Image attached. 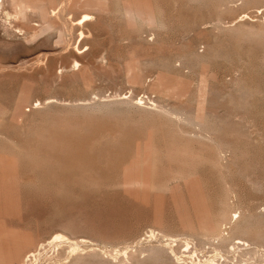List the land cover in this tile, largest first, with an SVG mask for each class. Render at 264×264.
<instances>
[{
    "label": "rangeland",
    "instance_id": "374dc122",
    "mask_svg": "<svg viewBox=\"0 0 264 264\" xmlns=\"http://www.w3.org/2000/svg\"><path fill=\"white\" fill-rule=\"evenodd\" d=\"M26 1L53 9L0 11V264H205L204 222L264 264V0Z\"/></svg>",
    "mask_w": 264,
    "mask_h": 264
},
{
    "label": "bare ground",
    "instance_id": "6f19581e",
    "mask_svg": "<svg viewBox=\"0 0 264 264\" xmlns=\"http://www.w3.org/2000/svg\"><path fill=\"white\" fill-rule=\"evenodd\" d=\"M10 4H11V7L13 8V10L15 12V15H17V17H21V18H24V19L27 18V15H28L29 12H40V13L43 14V12L45 10H47L48 15H50V14H52L50 12L53 9L52 7L51 8H45V6L39 1L38 2H36V1L35 2H30V1H26V0H10ZM63 10H64V8H63ZM0 11L1 12L5 11L3 0H0ZM138 12L136 13L135 10H132V9H128L127 10L128 16H134L135 14L138 15ZM86 16H88V14L84 15V19H82L81 22H83L86 19L85 18ZM244 17H247V16H244ZM145 19L150 24L153 21L152 17L149 14L145 15ZM52 27H53L52 24L50 22H47V21H44V23L42 25L43 30H46V31L51 29ZM83 105H85V104H83ZM215 167H217V166H215ZM225 211H224V213H225ZM226 213H229V212H226ZM236 214H237V212H236ZM229 221H233V222L235 221L236 223L241 221L240 220V215H237L234 218L232 214H230V215L229 214H225L222 217V219H221V222H224V223L225 222L228 223ZM214 223H212V225H211L209 223H205L204 222L203 224L200 225L199 231L197 230V232L195 233V236L197 237V239H199L201 242H204L205 245H206V243H209V247H211V253L214 254V256H213V254H211L210 257L205 260V264H224V263H220V260L223 259V262H226V260L230 259L231 256L237 257L236 258L237 261L238 260L239 261H243L244 260L245 264H248L249 263L248 261H250L251 259L253 260L255 257H259V258L263 257V255L262 256H256V255L254 256V254H256V250L258 248L257 249L256 248H254V249L251 248V249L246 250L247 248L245 247V244L247 243V241H246L245 238H244L245 239L244 240L243 237H239L238 235H236L237 234L236 229H231L230 231H227V232L224 233V231H221L222 228H220V227H222V225L221 226H218V225L214 226V225H216V223L215 224ZM235 228H236V226H235ZM244 229H245V231H247L248 228H244ZM240 230H242V231H239V229H238L239 232H243L244 231L243 229H240ZM245 231H244V233H245ZM186 243H187V246L190 245L189 244L190 242L188 240H186ZM45 244L43 242L39 243L36 246L35 249L30 250L27 253V255L24 257V259L21 262H17L16 263V261H15V263L14 262L13 263L14 264H33L38 259L39 254H40L39 252L42 250V247H44ZM248 244H250V243L248 242L247 246H248ZM49 245H50V243H49ZM258 245H259V247L261 246L260 244H258ZM251 250L252 251L254 250L255 253H254V251L252 252ZM189 252L190 253H194V255L196 257H198V253H197L196 250L194 252V250L192 249ZM208 252H210V250ZM229 255H231V256H229Z\"/></svg>",
    "mask_w": 264,
    "mask_h": 264
}]
</instances>
